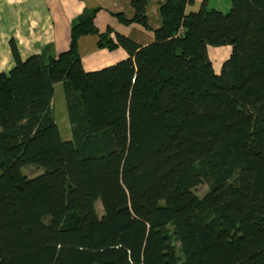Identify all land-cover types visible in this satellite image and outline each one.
I'll list each match as a JSON object with an SVG mask.
<instances>
[{"label":"trees","instance_id":"16d2710c","mask_svg":"<svg viewBox=\"0 0 264 264\" xmlns=\"http://www.w3.org/2000/svg\"><path fill=\"white\" fill-rule=\"evenodd\" d=\"M193 5L163 0L148 44L101 31L97 8L77 16L56 55L22 58L11 41L14 65L0 72V264H264V0ZM132 6L133 18L115 15L150 30L147 0ZM88 34L128 56L86 70ZM224 45L216 72L209 46Z\"/></svg>","mask_w":264,"mask_h":264},{"label":"crops","instance_id":"0c3cea01","mask_svg":"<svg viewBox=\"0 0 264 264\" xmlns=\"http://www.w3.org/2000/svg\"><path fill=\"white\" fill-rule=\"evenodd\" d=\"M133 0H0V72H8L14 65L11 41L14 40L22 58L33 53L56 55L69 46V33L77 16L87 8L99 9L96 25L101 31L109 26L140 44L154 40V30L162 25L160 6L163 0H147V18L151 29L137 22L122 23L115 15L134 16ZM195 7L203 0H193ZM115 35L114 33L112 34ZM99 37L88 34L79 39V51L86 70H98L124 59L128 52L100 48ZM227 49L225 58L217 60L218 50ZM231 46H209V54L216 72L230 55ZM69 138V137H68Z\"/></svg>","mask_w":264,"mask_h":264},{"label":"rangeland","instance_id":"374dc122","mask_svg":"<svg viewBox=\"0 0 264 264\" xmlns=\"http://www.w3.org/2000/svg\"><path fill=\"white\" fill-rule=\"evenodd\" d=\"M231 6V0H208V7L212 8H218L223 11H228ZM199 5L197 6V8ZM227 54V49L223 48L222 50H218L217 52V60L220 61L222 58H225ZM54 115L57 119L61 134L64 138H67V136H71L70 131V123L68 119V112L66 108V100H65V94L64 90L61 84H56L55 92H54ZM26 171V169H24ZM29 173H31V169L27 170ZM207 186L202 185L198 188V191L200 193H203L206 190ZM96 207L101 210V201L98 200L96 202Z\"/></svg>","mask_w":264,"mask_h":264}]
</instances>
